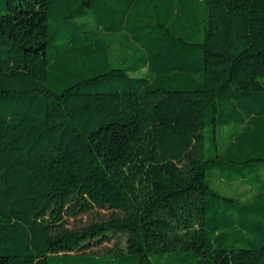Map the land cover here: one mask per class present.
Listing matches in <instances>:
<instances>
[{"label":"trees","instance_id":"trees-1","mask_svg":"<svg viewBox=\"0 0 264 264\" xmlns=\"http://www.w3.org/2000/svg\"><path fill=\"white\" fill-rule=\"evenodd\" d=\"M0 264H264V0H0Z\"/></svg>","mask_w":264,"mask_h":264},{"label":"rangeland","instance_id":"rangeland-1","mask_svg":"<svg viewBox=\"0 0 264 264\" xmlns=\"http://www.w3.org/2000/svg\"><path fill=\"white\" fill-rule=\"evenodd\" d=\"M211 185H213V187L220 192L222 195H239L242 194L245 189L243 188H238L236 186H231L230 188H228V186H226L225 184H220L219 182H211ZM83 220H85V218H83Z\"/></svg>","mask_w":264,"mask_h":264}]
</instances>
